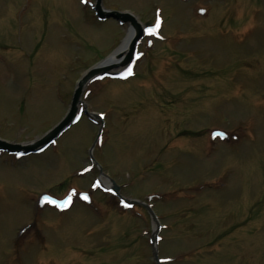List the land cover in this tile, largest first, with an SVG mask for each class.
I'll use <instances>...</instances> for the list:
<instances>
[{
    "label": "rangeland",
    "instance_id": "rangeland-1",
    "mask_svg": "<svg viewBox=\"0 0 264 264\" xmlns=\"http://www.w3.org/2000/svg\"><path fill=\"white\" fill-rule=\"evenodd\" d=\"M95 2L0 0V140L41 138L122 44L130 24L99 20ZM102 8L139 20L142 55L128 78L89 82L79 121L43 153L0 152V264H157L147 204L161 264H264V0ZM84 107L104 115L98 140Z\"/></svg>",
    "mask_w": 264,
    "mask_h": 264
},
{
    "label": "water",
    "instance_id": "water-1",
    "mask_svg": "<svg viewBox=\"0 0 264 264\" xmlns=\"http://www.w3.org/2000/svg\"><path fill=\"white\" fill-rule=\"evenodd\" d=\"M101 3H102V0H97L96 5H95V9L97 11L99 18L105 19L107 17H115L116 19L120 21V23H130L135 28V35L129 42L128 52L123 56V59H122V64H126L130 62L131 59L133 58L136 45L138 41L141 39V37L143 36L142 26L140 22L136 19V17L133 16L131 13L104 10L102 8ZM113 67L114 66H106L100 69L95 67L94 69L90 70L87 74H85L78 82L76 90L73 94L70 109L68 113L66 114V116L58 124H56L51 130L46 132L41 138L29 144H25V145L19 144V143H11L5 140H0V150L8 151L10 153H23L24 155L42 152L51 143H53L65 130H67L73 123V119L78 110V105L81 102V95H82L85 85L93 77H95L98 74H104L105 76L110 75L108 72ZM112 183H113L115 192L119 195V186L113 180H112ZM147 207L150 209L151 215L153 216V218L156 219L154 212L151 210L149 206ZM158 229H159V226H157V231ZM157 231L153 233L152 241L154 243V256H155V259L159 262L158 255H157V249L155 248Z\"/></svg>",
    "mask_w": 264,
    "mask_h": 264
},
{
    "label": "bare ground",
    "instance_id": "bare-ground-1",
    "mask_svg": "<svg viewBox=\"0 0 264 264\" xmlns=\"http://www.w3.org/2000/svg\"><path fill=\"white\" fill-rule=\"evenodd\" d=\"M134 35H135V28L133 26H130L128 29L127 36L123 40V42L119 46V48L114 53H112L108 58H106L107 60L100 63L97 68L100 69V68H103L106 66L116 67V66L120 65V63L123 59V56L128 52L129 42L133 38ZM99 181L101 184H104L105 186L110 187L111 182H109V179L107 178V176H105V175L101 176Z\"/></svg>",
    "mask_w": 264,
    "mask_h": 264
},
{
    "label": "snow or ice",
    "instance_id": "snow-or-ice-1",
    "mask_svg": "<svg viewBox=\"0 0 264 264\" xmlns=\"http://www.w3.org/2000/svg\"><path fill=\"white\" fill-rule=\"evenodd\" d=\"M159 23H160V21H159V19H157V21L153 27L146 28V32L149 35H158ZM139 55H142V54L138 53L137 56H139ZM131 74H132V68L131 67H128L124 72L119 73V75H131ZM217 135L223 136L225 134L224 133H217ZM17 155H23V153H17ZM97 184H99V181H97ZM83 199L88 200L89 199L88 195L83 194ZM43 200L47 203H51V204L56 205V206L63 209V208H67L71 204L72 196H70V195L66 196V198H64L63 200L54 199L50 196H44Z\"/></svg>",
    "mask_w": 264,
    "mask_h": 264
}]
</instances>
